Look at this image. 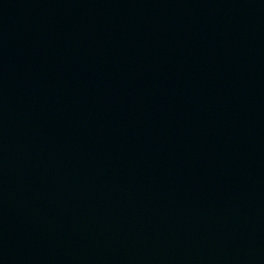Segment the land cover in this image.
Returning a JSON list of instances; mask_svg holds the SVG:
<instances>
[{
	"label": "water",
	"instance_id": "95a60500",
	"mask_svg": "<svg viewBox=\"0 0 264 264\" xmlns=\"http://www.w3.org/2000/svg\"><path fill=\"white\" fill-rule=\"evenodd\" d=\"M264 181V0H0V202Z\"/></svg>",
	"mask_w": 264,
	"mask_h": 264
}]
</instances>
